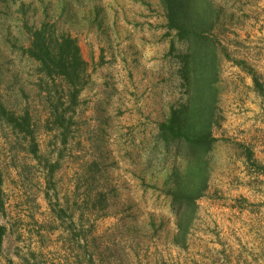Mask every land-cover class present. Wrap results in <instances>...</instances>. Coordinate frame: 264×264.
I'll use <instances>...</instances> for the list:
<instances>
[{
    "label": "rangeland",
    "instance_id": "374dc122",
    "mask_svg": "<svg viewBox=\"0 0 264 264\" xmlns=\"http://www.w3.org/2000/svg\"><path fill=\"white\" fill-rule=\"evenodd\" d=\"M212 3L215 143L177 244L165 183L180 161L158 126L186 101L187 43L160 0H0V264H264V0ZM44 26L86 63L75 105L25 54ZM12 112L29 114L31 134Z\"/></svg>",
    "mask_w": 264,
    "mask_h": 264
},
{
    "label": "trees",
    "instance_id": "16d2710c",
    "mask_svg": "<svg viewBox=\"0 0 264 264\" xmlns=\"http://www.w3.org/2000/svg\"><path fill=\"white\" fill-rule=\"evenodd\" d=\"M166 13L168 27L187 43L181 56V78L186 89V101L171 109L169 117L158 126V139L165 148L175 149L180 163L173 166L165 183L176 219L175 242L183 244L194 221L197 201L208 188V155L215 143L216 84L218 50L210 37L215 21L219 20L212 0H160ZM31 42L25 54L39 65L45 79H60L66 84L67 102L75 105L83 85L86 63L82 59L76 39L69 35H55L46 27L30 32ZM50 115L55 124L62 125L64 102L59 98ZM1 113L4 110L1 108ZM13 129L31 134L30 116L26 112L8 114ZM36 147L34 145V151ZM0 175V217L4 211ZM4 227L0 225V248Z\"/></svg>",
    "mask_w": 264,
    "mask_h": 264
}]
</instances>
